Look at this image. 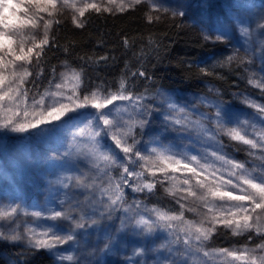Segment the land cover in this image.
I'll list each match as a JSON object with an SVG mask.
<instances>
[{
  "label": "snow or ice",
  "instance_id": "obj_1",
  "mask_svg": "<svg viewBox=\"0 0 264 264\" xmlns=\"http://www.w3.org/2000/svg\"><path fill=\"white\" fill-rule=\"evenodd\" d=\"M145 2L148 23L160 21L162 14L185 15L155 0H0V132L39 136L74 119L80 121L72 126L75 130L65 151L50 157L54 167L57 160L63 163L48 181V204H27L22 198L0 201V240L26 243L33 251L57 250L61 262L79 264L75 250L65 255L59 249L77 242V230L95 229L122 212L119 228L103 238L105 250L116 243V233L132 232L162 240L158 249L168 255L161 264H264V104L244 96L241 104L254 110L247 112L201 97L199 103L209 109L203 112L161 90L154 95L147 88L136 92V78L151 79L141 69L129 70L115 87L101 82L85 88V69L68 61L62 62L59 73L52 68L42 91L34 87L44 73L46 50L59 47L53 26L61 23L62 15L67 13L75 27L83 28L87 13L125 12ZM234 7L240 10L232 18L236 31L250 38L253 22L245 13L251 7L244 3ZM255 28L264 35V4ZM217 31L216 41L233 39L228 29ZM124 43L128 45L127 40ZM238 52L236 48L218 66L252 62ZM100 60L108 57L94 63ZM200 71L211 74L208 68ZM246 79L264 94V75L251 73ZM154 115L160 119L162 134H176L168 143V136L157 135L144 141ZM222 137L247 145L249 155L261 163L250 168L236 160ZM126 189L145 199L128 203ZM161 194L178 207L146 203ZM220 234H247V242L240 247H211ZM254 239L258 242L252 244ZM145 252L139 247L134 255Z\"/></svg>",
  "mask_w": 264,
  "mask_h": 264
},
{
  "label": "trees",
  "instance_id": "obj_2",
  "mask_svg": "<svg viewBox=\"0 0 264 264\" xmlns=\"http://www.w3.org/2000/svg\"><path fill=\"white\" fill-rule=\"evenodd\" d=\"M147 14L148 10L143 5L119 14L90 12L86 14L87 23L83 28L75 27L68 18L61 19L60 24L53 26L56 44L59 47L46 50L47 54L42 64L44 73L36 80L35 89L42 91L47 87L52 68L55 67L59 73L63 69L62 62L68 61L73 67L85 69V88H93L101 82L115 87V82L129 70L141 69L145 70L151 79L136 78V92H142L147 88L153 95L156 90L210 95L212 89L216 92L217 98L225 104L237 105L238 96L241 94H247L264 103V94L247 84L248 74L244 65L233 61L230 66H218L231 55L226 43L215 39L206 40L197 30L182 26L178 20L148 23ZM125 40L128 41L127 46ZM102 56H107L108 60L94 63ZM125 65L128 66L127 69ZM201 68H208L211 74L204 75L200 71ZM29 87L33 85L30 84ZM39 136L33 134L26 139L15 141L17 149L21 152L20 156H26V159L10 160V153L17 156L11 143L6 144L0 156V165L5 163L6 159L7 166L12 168H9L12 175H15V181L21 180L23 191L28 193L31 191L28 184L38 185L35 168L44 163L45 156L44 153L36 157L33 150L39 148L43 152L52 150L36 144ZM223 141L229 154L246 163L249 156L245 145L230 142L227 138H223ZM27 154L31 155V159L27 158ZM27 163L32 164L30 168ZM3 174H8L7 169ZM125 191L127 197L133 194L137 199H145L143 194L134 193L131 189ZM157 202L165 207H178L171 202V198L163 194L146 199L149 206ZM246 237L247 234L236 237L220 234L214 237L210 246L240 247L247 242ZM257 242L254 239L252 244ZM0 264L57 263L45 250L33 251L19 243L0 240Z\"/></svg>",
  "mask_w": 264,
  "mask_h": 264
},
{
  "label": "rangeland",
  "instance_id": "obj_3",
  "mask_svg": "<svg viewBox=\"0 0 264 264\" xmlns=\"http://www.w3.org/2000/svg\"><path fill=\"white\" fill-rule=\"evenodd\" d=\"M97 2H106V0H97ZM129 0H125V3H128ZM156 3L162 5L165 8H168L170 11H184L185 15L183 17L176 16L172 17L169 14H162L161 20L175 21L178 20L182 26L187 27L191 30H197L203 37L210 35L215 39V36L218 33L217 29L226 28L229 30L233 39L226 43L231 55L234 54L236 48H239L238 56L245 57L250 59L252 62L250 64H242L246 67L247 74L256 73L257 76L264 75V35H261L260 30L255 28V21L259 18L261 14V5L264 4V0H155ZM238 3H244L251 7V10L245 13L246 17L253 22V32L251 37H243L236 31V25L233 22L234 15L240 11L234 5ZM145 6L149 14V3L145 2L137 6ZM114 7V6H113ZM133 7V8H135ZM130 8L128 10H131ZM127 10V11H128ZM11 9L6 14H10ZM106 13V12H105ZM123 12L113 11L110 14H119ZM156 15V13H151ZM259 14V16H257ZM68 18V14L65 13L60 17V19ZM69 19V18H68ZM71 22V20L69 19ZM72 24V23H71ZM211 39L210 41H214ZM63 70V69H62ZM163 92L170 95L174 100L180 104L195 105L199 108L200 111L208 112L209 109L207 106L199 103L201 97H208L209 99L219 100L217 98L216 92L211 91L210 95H199V94H184L177 91L163 90ZM244 96H249L247 94H241L238 96V104L230 105L234 110L244 108L247 112L254 111L250 108H245L241 104V100ZM251 97V96H249ZM256 100L255 98L251 97ZM257 103L264 104L258 100ZM225 104V103H224ZM229 105V104H225ZM79 119L72 120L67 125H62L56 132L51 134H44L39 136V141L36 142L39 146L45 148H52V150H42L41 148L33 150L36 152L35 156L40 157L45 153L43 158L44 163L42 165H37L35 170L37 171L38 182L37 186L28 184L31 186V191L24 192L23 185L20 181L16 182L10 167L4 159L3 164L0 165V201L10 202L15 198H22L23 201L27 204H37V205H46L51 199V194L49 192L48 181L55 178L56 169L63 163L62 161L57 160L55 162V167L53 165L51 156H59L66 149V145L71 141V131L74 124H78ZM145 132L148 133L144 136V141L149 140L153 135L160 136L161 139H164V136H168V140H165V143H168L171 140V137L175 136V133H163L162 134V125L158 116L154 115L152 118V123L149 125ZM29 135H20L15 133H2L0 132V156H2L1 151L6 148V144H12L14 149L17 152V156H14L12 153L9 154L10 160L15 159V161L24 160L26 156H20L21 152L17 149L16 140L26 139ZM227 138V137H222ZM243 145V144H242ZM248 148V159L246 160V166L253 167L261 163V161L254 159V157L249 155ZM256 152V155H259L258 150H253ZM49 152V153H48ZM231 155V154H230ZM236 160L242 162L235 156L231 155ZM18 161V163H19ZM11 163V162H9ZM14 163V162H12ZM22 163H24L22 161ZM81 167H84L83 162ZM28 168L32 164L27 163ZM10 168V169H9ZM4 175V171H6ZM4 176H3V175ZM79 194L80 190H75ZM80 199H83L80 196ZM128 203H132L134 199H137L135 195L131 194L129 197L126 196ZM123 217L122 212H117L111 221L102 222L97 228H88L87 230H77V242L74 244L63 245L59 251L63 252L65 255L70 254L73 250L77 252L79 262L82 264H161L162 260L167 253H163L158 249L159 244L162 242L161 239H157L156 236H139L133 234L132 232L127 233H116L117 239L110 250L104 249L103 238L107 233H115V230L120 226V218ZM65 227L67 226L65 222ZM23 231V226L21 227ZM158 236L162 237L163 233H158ZM23 246H27L26 243L17 242ZM28 247V246H27ZM144 247L146 252L144 255H134V250ZM68 249L69 251L65 252L64 250ZM46 251V250H45ZM50 254L56 261L57 264H65L67 261L61 262L58 259L56 254L57 250L52 252L46 251Z\"/></svg>",
  "mask_w": 264,
  "mask_h": 264
}]
</instances>
